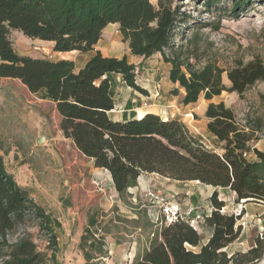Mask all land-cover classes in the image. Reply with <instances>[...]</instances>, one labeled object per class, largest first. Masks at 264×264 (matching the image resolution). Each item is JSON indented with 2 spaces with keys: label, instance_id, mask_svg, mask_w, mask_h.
<instances>
[{
  "label": "trees",
  "instance_id": "1",
  "mask_svg": "<svg viewBox=\"0 0 264 264\" xmlns=\"http://www.w3.org/2000/svg\"><path fill=\"white\" fill-rule=\"evenodd\" d=\"M201 1L206 8L219 2ZM229 1L233 16L247 3ZM187 20L172 0H157L155 5L149 0H0V80L18 81L32 95L41 93L53 105L58 128L76 139L81 149L85 146L84 154L92 160L93 168L109 174L119 198L136 186L141 174H155L172 181L228 189L235 194L236 204L264 205V152L250 147L253 135L238 124L223 103L209 104L204 112L206 130L220 145L218 154L179 120H163L154 114L126 121L110 118L114 103L109 75H119L126 87L147 95L137 85L136 69L125 57L107 58L97 53L76 71L70 60L18 55L9 39L17 32L30 40L52 43L55 53H86L108 25H118L131 56L148 59L158 54L170 65L168 80L183 90L181 103L185 106L200 98L210 101L222 92L240 97L264 80V65L259 60L236 62L226 72L230 83L226 88L224 71L216 64L206 63L197 69L181 50L174 52V37ZM178 89L170 94L178 96ZM251 155L254 159L249 160ZM210 204L213 210L204 225L212 229V235L203 246L201 232L193 226L180 221L154 226L146 210L137 212L139 218L147 220L143 227H136L141 233L138 242L144 240L146 246L131 264H254L263 259V233L245 253L228 257L222 251L237 240L241 226L238 218L220 213L225 205L217 192L211 195ZM117 222L122 220L117 218ZM27 223L34 224L46 238L49 255L37 249L26 230L8 241L10 234ZM97 224L96 218H89L80 236L85 264L97 263L108 254ZM58 227L57 221L32 200L30 192L5 173L0 155V264L55 263Z\"/></svg>",
  "mask_w": 264,
  "mask_h": 264
},
{
  "label": "rangeland",
  "instance_id": "2",
  "mask_svg": "<svg viewBox=\"0 0 264 264\" xmlns=\"http://www.w3.org/2000/svg\"><path fill=\"white\" fill-rule=\"evenodd\" d=\"M149 1L155 5L157 0ZM172 1L173 6L179 5L180 12L188 16L186 28L181 25L176 32L173 51L181 50L191 58L195 68L206 63L216 64L224 71L223 85L229 88L226 72L236 62L246 64L259 60L264 65V0H243L247 3L236 10V16L231 13L229 0H219L209 8L201 0ZM9 39L16 52L30 58L56 61L65 57L79 61L75 53L53 52L49 42L30 40L14 32ZM103 43L109 54L128 56L139 72V79L153 84L156 92L153 103L159 102L164 109L161 118H178L186 126H196L203 144L220 154V145L206 130L204 112L209 104L223 103L233 112L238 124L253 135L250 147L264 152V80L240 97L236 93L222 92L210 101L200 98L196 104L185 106L181 103L183 92L178 86L179 95L170 94L175 89L168 80L170 65L163 63L158 54L142 60L130 57L118 28L113 29ZM149 102L143 105L147 107ZM173 111L174 116L169 114ZM55 117L53 105L44 100L41 93L32 95L18 81L0 80V155L5 173L18 186L27 189L32 200L59 224L55 230V263L48 264H85L79 241L91 217L96 218L97 227L103 231L108 253L106 258L97 263L94 260L92 264H131L141 236L136 227H143L147 222L139 218L137 212L146 210L149 215L155 208L146 198L145 190L140 191L139 187L138 191H127L124 198H119L106 171L93 168L92 160L84 154L85 146L81 149L76 139L62 133ZM252 159L253 155L249 160ZM147 187L159 189L152 184ZM183 198L180 196L178 202ZM218 199L230 203L224 191ZM117 218L122 222H117ZM24 230L37 249L49 255L45 249L47 240L34 224L20 226L8 236V241Z\"/></svg>",
  "mask_w": 264,
  "mask_h": 264
},
{
  "label": "crops",
  "instance_id": "3",
  "mask_svg": "<svg viewBox=\"0 0 264 264\" xmlns=\"http://www.w3.org/2000/svg\"><path fill=\"white\" fill-rule=\"evenodd\" d=\"M118 28V25H108L102 32L101 39L97 42L96 45L93 46V49L86 53H59L60 55H68L75 53L78 55L79 61L76 62L74 59L68 58H61L64 60H70L74 63L75 70L78 71L84 67V65L97 53H100L103 57L107 58H117L120 59L121 57H115L107 52L104 48V40L109 38L110 32ZM119 29V28H118ZM16 35L19 33L14 32ZM23 40V39H22ZM21 39L20 41L23 42ZM52 44V43H51ZM127 45V44H126ZM53 47V44H52ZM16 52V51H15ZM18 55L25 56V54L18 53ZM127 53L129 54V50L127 48ZM157 55V54H156ZM155 56V55H154ZM160 56V55H159ZM130 57L142 60L143 58ZM153 57V56H152ZM126 59L129 64H132V60L126 56ZM134 67L135 65L132 64ZM169 65V64H166ZM136 69V68H135ZM170 69V68H169ZM168 69V71H169ZM137 77L136 83L137 85L147 92V95H141L138 92L126 87L119 75H109V83H110V94L113 99L114 109L109 112V116L114 121H126L130 119H140L137 112H142L143 115L146 114H154L161 118V114L164 113V109L161 108L163 106L158 105L159 102H155L153 99L156 95L155 87L153 84L148 82H143L142 79H139V72L136 69ZM173 85V84H172ZM175 88L177 85H174ZM183 92V90H182ZM150 99V100H149ZM150 101L147 107H143V103L145 101ZM172 116L175 115V112H169ZM138 116V117H137ZM163 120H168L161 118ZM170 120H174L171 118ZM175 120L183 121L182 119L175 118ZM207 124V122H206ZM185 125V124H184ZM186 126V125H185ZM189 132L200 138L199 133L194 125H187L186 126ZM206 127V125H205ZM211 137V136H210ZM215 140L213 137H211ZM107 173V172H106ZM108 174V173H107ZM109 176V174H108ZM110 179V176H109ZM111 182V179H110ZM112 184V182H111ZM148 184H152L155 187H159L162 189L163 193L167 196L169 200H171L181 211L186 210L189 207H198L203 208L206 210L210 204V197L214 192H217L218 195L221 196V192H225L228 194V202L230 201L231 205L235 203V194L230 192L228 189H220V188H213L210 186L201 185L198 182H177L168 180L162 177H159L155 174H141L137 180V185L134 188L128 189V192L131 193L132 190L136 191L139 187L140 191H144ZM199 185V187H197ZM113 186V185H112ZM138 191V190H137ZM114 193L116 191L114 190ZM180 196H184L181 202H178ZM226 207L230 206V203L227 204L225 199H220ZM244 213H245V225L241 227V233L237 240H235L232 244L224 248L222 251L226 253L228 257L236 253H245L253 246V240L257 237V235L264 234V205L261 203H254V202H244ZM138 230V229H137ZM139 231V230H138ZM212 235V229L208 228L207 226L203 225L201 230V243L200 245L203 246L207 243L209 238ZM135 244V243H134ZM146 243L144 240H140L138 244L136 243V248H134L135 255L141 253L145 248ZM199 247L195 248L194 251H198ZM254 264H264V258L261 259L259 262Z\"/></svg>",
  "mask_w": 264,
  "mask_h": 264
},
{
  "label": "built area",
  "instance_id": "4",
  "mask_svg": "<svg viewBox=\"0 0 264 264\" xmlns=\"http://www.w3.org/2000/svg\"><path fill=\"white\" fill-rule=\"evenodd\" d=\"M145 106L146 105L144 104L143 107ZM145 195L151 202L152 208H155V211L152 214H147L150 223L154 226H169L180 221L193 226L201 232L202 227L205 224V218H207L213 210L211 206H208L203 212L198 207H189L186 210L181 211L167 198L160 188L147 187L145 189ZM243 204L244 201H241L238 204L230 205V208L224 206L221 208L220 213L238 218L237 224L243 228L245 225Z\"/></svg>",
  "mask_w": 264,
  "mask_h": 264
},
{
  "label": "bare ground",
  "instance_id": "5",
  "mask_svg": "<svg viewBox=\"0 0 264 264\" xmlns=\"http://www.w3.org/2000/svg\"><path fill=\"white\" fill-rule=\"evenodd\" d=\"M138 113V116H139V118L141 119L144 115L142 114V112H137ZM137 116V117H138Z\"/></svg>",
  "mask_w": 264,
  "mask_h": 264
}]
</instances>
